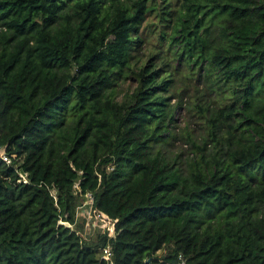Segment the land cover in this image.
Returning <instances> with one entry per match:
<instances>
[{
    "label": "trees",
    "instance_id": "obj_1",
    "mask_svg": "<svg viewBox=\"0 0 264 264\" xmlns=\"http://www.w3.org/2000/svg\"><path fill=\"white\" fill-rule=\"evenodd\" d=\"M156 2L0 0V264H264V0H173L139 61ZM179 65L209 100L186 169Z\"/></svg>",
    "mask_w": 264,
    "mask_h": 264
},
{
    "label": "rangeland",
    "instance_id": "obj_2",
    "mask_svg": "<svg viewBox=\"0 0 264 264\" xmlns=\"http://www.w3.org/2000/svg\"><path fill=\"white\" fill-rule=\"evenodd\" d=\"M173 0H157L156 7H153L150 14L147 16L146 22L142 28V37L144 39V46L138 53L137 60L146 61L152 53H159L162 51L167 52L168 41L167 38L173 32V29H168L165 34V22L162 20L163 14V5L167 6ZM175 10V9H173ZM177 19L176 14L173 17ZM166 35V39L161 36ZM165 54V53H164ZM164 54L161 55L164 57ZM182 66L179 65V70ZM197 71V70H196ZM186 69L178 72V75L175 76L174 87L168 97H170V106L173 107V118L175 123L172 125V132L178 136L176 140L172 138L166 139V144L159 146L162 149V152L169 157L179 156L180 163L183 165V169H186L188 165V159H193L192 152L187 151L190 149L188 143L189 135L196 141L197 145H203L204 139L207 135V126L205 120L203 119V107L204 101H209L207 96H204V84L198 85L197 87L193 84V81H188ZM197 74L199 72L197 71ZM136 82L132 81L130 78L125 82H120L118 89L119 95L122 99L126 94L131 93L136 86ZM179 105V107H178ZM211 145L208 146V151L210 150ZM207 151V152H208ZM212 154V152H209ZM89 202V201H88ZM87 202V203H88ZM85 215L90 209L88 206H82L81 208ZM90 212V211H89ZM89 212L87 215H89ZM82 216V215H81ZM80 216V217H81ZM96 230L98 232L110 231L113 234L112 224H106L102 222H96ZM95 227L88 226L86 229V236L93 233Z\"/></svg>",
    "mask_w": 264,
    "mask_h": 264
},
{
    "label": "built area",
    "instance_id": "obj_3",
    "mask_svg": "<svg viewBox=\"0 0 264 264\" xmlns=\"http://www.w3.org/2000/svg\"><path fill=\"white\" fill-rule=\"evenodd\" d=\"M0 157L6 161L8 164L11 163V161L9 160V158L5 155V152L3 149L0 148ZM22 179H23V182L24 183H28V180H27V177L25 175H21ZM89 198V202L87 203L86 202V205H92L93 203V200H92V196L89 195L88 196ZM90 211V210H89ZM88 211V212H89ZM87 212V213H88ZM87 213L85 214L86 218H88V224H87V227L90 226V227H95L96 226V222H102V223H106V224H111V221L110 220H106L107 218L104 216H99V219L98 221H95L93 222V217L91 215V211L89 212V215H87ZM113 226V234H111L112 237H115V231H114V225ZM96 228V227H95ZM106 232V231H104ZM101 260L102 261H106L107 263H113L112 261V250H111V247H107L103 250V255L101 257Z\"/></svg>",
    "mask_w": 264,
    "mask_h": 264
},
{
    "label": "water",
    "instance_id": "obj_4",
    "mask_svg": "<svg viewBox=\"0 0 264 264\" xmlns=\"http://www.w3.org/2000/svg\"><path fill=\"white\" fill-rule=\"evenodd\" d=\"M151 262V259L147 261V263H150Z\"/></svg>",
    "mask_w": 264,
    "mask_h": 264
},
{
    "label": "clouds",
    "instance_id": "obj_5",
    "mask_svg": "<svg viewBox=\"0 0 264 264\" xmlns=\"http://www.w3.org/2000/svg\"><path fill=\"white\" fill-rule=\"evenodd\" d=\"M86 217V216H85ZM65 225H67V224H65Z\"/></svg>",
    "mask_w": 264,
    "mask_h": 264
}]
</instances>
